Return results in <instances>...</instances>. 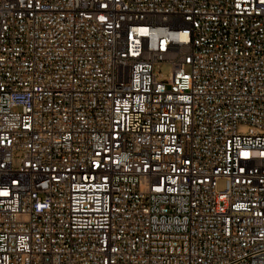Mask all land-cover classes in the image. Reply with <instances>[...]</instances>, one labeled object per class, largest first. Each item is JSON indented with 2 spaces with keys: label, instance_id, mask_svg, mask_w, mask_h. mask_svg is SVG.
Masks as SVG:
<instances>
[{
  "label": "built area",
  "instance_id": "1",
  "mask_svg": "<svg viewBox=\"0 0 264 264\" xmlns=\"http://www.w3.org/2000/svg\"><path fill=\"white\" fill-rule=\"evenodd\" d=\"M0 264H264V0H0Z\"/></svg>",
  "mask_w": 264,
  "mask_h": 264
},
{
  "label": "rangeland",
  "instance_id": "2",
  "mask_svg": "<svg viewBox=\"0 0 264 264\" xmlns=\"http://www.w3.org/2000/svg\"><path fill=\"white\" fill-rule=\"evenodd\" d=\"M156 69H157L158 72L162 73V75L164 77H166L168 75V73H169L170 67L167 64H162ZM238 130H239V132H245L247 130V128L244 127V126H239Z\"/></svg>",
  "mask_w": 264,
  "mask_h": 264
}]
</instances>
